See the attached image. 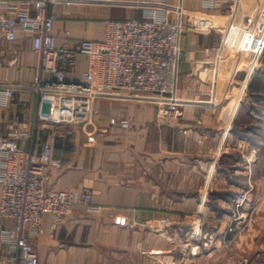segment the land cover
<instances>
[{"label":"crops","instance_id":"crops-1","mask_svg":"<svg viewBox=\"0 0 264 264\" xmlns=\"http://www.w3.org/2000/svg\"><path fill=\"white\" fill-rule=\"evenodd\" d=\"M134 1H63L52 8L57 45L65 44L67 29L72 40H103L108 19L141 17ZM169 1L176 7L171 18L181 21L183 31L177 89L167 100L181 104V118L158 116L161 100L146 92L118 91L98 99L85 126L40 119L38 98L30 90L16 91L0 105V132H33L20 145L35 152L44 142L52 145L62 166L49 168L48 186L89 187L100 207L94 212L78 205L55 228L53 215L45 214L43 232L29 235L39 264H226L231 252L264 264V56L238 105L247 80L246 71L237 70L243 50L236 43L224 46L217 31L191 27L189 14L207 11L200 0ZM232 2L218 0L216 12ZM11 5L0 13H36L31 2L11 0ZM262 11L264 0H258L238 22L253 24ZM36 34L19 29L9 40L0 32V82L32 83ZM87 67L88 57L79 55L68 79L80 81ZM247 189L256 213L228 247L220 232L236 194ZM161 218L170 219L162 232L140 225ZM199 221L203 235L194 240L191 229Z\"/></svg>","mask_w":264,"mask_h":264},{"label":"built area","instance_id":"built-area-1","mask_svg":"<svg viewBox=\"0 0 264 264\" xmlns=\"http://www.w3.org/2000/svg\"><path fill=\"white\" fill-rule=\"evenodd\" d=\"M33 3L36 13L8 16L0 13V32L9 40L17 31L35 30L33 48L37 54L35 74L31 84L0 82V105L16 91L30 90L38 98V117L53 124L85 126L92 122L95 103L118 91L146 92L160 98L157 115L181 118V104L167 100L177 89V74L181 47L179 37L183 31L180 20L171 18L176 7L169 0H135L141 17L108 19L103 40H72L70 30H65L63 46L57 45L53 33L57 15L52 8L65 0H24ZM206 12L189 14L191 27L200 32L217 31L224 46L243 50L237 70L246 71L238 105L247 89L248 79L257 71L264 56V11L254 23H239L238 17L249 12L258 0H233L226 11L216 12L218 0H200ZM12 7L11 0H0V8ZM14 7V6H13ZM71 42L73 45L71 46ZM88 57V67L80 81L68 79V70L75 67L79 55ZM118 123L127 127L129 121ZM230 129L228 126L227 131ZM186 132V130H184ZM23 137L33 138L18 128L0 132V264H39V254L29 241V235L43 232V217L53 215V228L71 214L78 205L98 212L93 190L52 189L47 183L51 166L61 167L53 157L49 142L35 152L20 145ZM255 197L251 189L238 192L233 209L220 232L229 247L231 236L245 229L255 212ZM6 220L12 222L7 223ZM169 218L140 224L154 232H162ZM202 223L196 222L191 238L200 240ZM195 249H200L198 244ZM226 264H254L249 256L231 252Z\"/></svg>","mask_w":264,"mask_h":264},{"label":"rangeland","instance_id":"rangeland-1","mask_svg":"<svg viewBox=\"0 0 264 264\" xmlns=\"http://www.w3.org/2000/svg\"><path fill=\"white\" fill-rule=\"evenodd\" d=\"M255 213H256V210H255V212H254V215H253V217H252V220H253V218H254V216H255ZM252 220H251V221H252Z\"/></svg>","mask_w":264,"mask_h":264}]
</instances>
